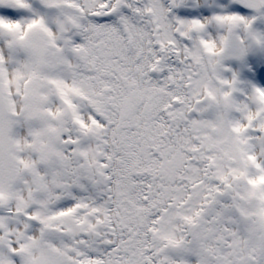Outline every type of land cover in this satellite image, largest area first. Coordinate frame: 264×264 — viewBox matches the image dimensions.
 Listing matches in <instances>:
<instances>
[{
  "label": "snow or ice",
  "instance_id": "6c2138e0",
  "mask_svg": "<svg viewBox=\"0 0 264 264\" xmlns=\"http://www.w3.org/2000/svg\"><path fill=\"white\" fill-rule=\"evenodd\" d=\"M0 264H264V0H0Z\"/></svg>",
  "mask_w": 264,
  "mask_h": 264
}]
</instances>
